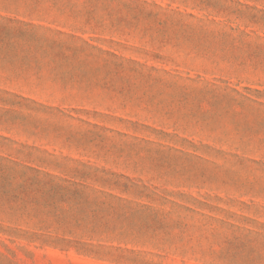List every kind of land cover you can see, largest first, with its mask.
<instances>
[{"label": "rangeland", "instance_id": "obj_1", "mask_svg": "<svg viewBox=\"0 0 264 264\" xmlns=\"http://www.w3.org/2000/svg\"><path fill=\"white\" fill-rule=\"evenodd\" d=\"M0 264H264V0H0Z\"/></svg>", "mask_w": 264, "mask_h": 264}]
</instances>
